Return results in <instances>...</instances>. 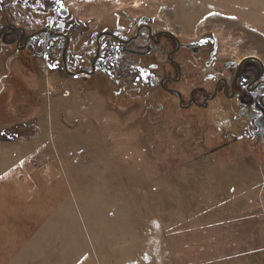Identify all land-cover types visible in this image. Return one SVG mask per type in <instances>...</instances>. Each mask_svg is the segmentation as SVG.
I'll use <instances>...</instances> for the list:
<instances>
[{"label":"rangeland","instance_id":"rangeland-1","mask_svg":"<svg viewBox=\"0 0 264 264\" xmlns=\"http://www.w3.org/2000/svg\"><path fill=\"white\" fill-rule=\"evenodd\" d=\"M62 1L88 30L145 16L184 41L213 35L220 60L264 63V0ZM6 56L0 186L27 191L3 207L22 250L3 227L0 264H264V153L233 139L241 129L148 87L71 79L41 60L7 68ZM45 166L56 170L39 192L32 172Z\"/></svg>","mask_w":264,"mask_h":264},{"label":"flooded vegetation","instance_id":"flooded-vegetation-1","mask_svg":"<svg viewBox=\"0 0 264 264\" xmlns=\"http://www.w3.org/2000/svg\"><path fill=\"white\" fill-rule=\"evenodd\" d=\"M0 52L7 68L20 58L41 60L71 79L102 76L118 89L168 94L180 110L208 112L216 123L223 116L222 127L241 129L234 140L264 153V63L256 56L220 60L213 35L184 41L129 14L88 30L62 0H0Z\"/></svg>","mask_w":264,"mask_h":264},{"label":"crops","instance_id":"crops-1","mask_svg":"<svg viewBox=\"0 0 264 264\" xmlns=\"http://www.w3.org/2000/svg\"><path fill=\"white\" fill-rule=\"evenodd\" d=\"M17 74V73H16ZM6 143L5 142H1L0 141V149L1 150H5V148H3L4 147V145H5ZM19 146V145H18ZM21 148H25L24 146H20ZM20 158L21 157H19V158H17L16 160L17 161H15L16 163H15V165L17 166V164H21V160H20ZM4 162V161H3ZM30 165H31V169H33V166H32V164L30 163ZM46 167V166H45ZM10 168L11 167H2L1 169H0V175H4L5 174V172H7V171H9L10 170ZM37 169V168H36ZM35 169V170H36ZM39 169V168H38ZM55 171L56 170V167H54L53 169L50 167V169L49 168H41V169H39V172H32V174H34V175H36V176H38L39 178H38V180L37 179H31V180H33L34 181V184H36V183H38V181H40V185H39V187H37L36 188V191L37 190H39V192H41L42 190H44L46 187V179H45V176L46 175H50V173L49 172H51V171ZM33 171V170H32ZM20 177H19V180H22L21 179V176H22V174H20L19 175ZM26 176V175H25ZM28 177H33V176H30V173H28L27 174V177H25V179L26 178H28ZM15 180L16 179H11V183L8 185V186H6V187H9V189L10 190H12V191H2V189H3V186L5 187V185L3 184V185H1L0 186V209H2L3 210V213H0V216L2 217V216H5V209L3 208V207H5V205H6V203H7V200L9 199V200H13L14 201V203H16V201H21L22 199H24L25 197H26V191H27V189L25 188V186L24 187H22L23 185H19V184H14L13 183V181L15 182ZM27 184V183H26ZM10 197H12V198H10ZM2 198V199H1ZM3 200V201H2ZM2 202H4V206H3V204H2ZM14 205V204H13ZM1 210V211H2ZM15 212V211H14ZM4 222H2L1 220H0V250H5V243L3 242V240H4V233H3V231L1 230L3 227H5V228H7L9 231H11V232H9V235H10V237H9V240L13 243V244H15V242H18V246L17 247H15V248H12V250H22V248H21V246H20V248H19V230H21L20 228L19 229H16V228H14V227H12V226H10L9 224H3ZM23 238H25V240L26 241H28L29 242V240L28 239H33L34 238V236L33 237H29V238H27V237H23Z\"/></svg>","mask_w":264,"mask_h":264},{"label":"water","instance_id":"water-1","mask_svg":"<svg viewBox=\"0 0 264 264\" xmlns=\"http://www.w3.org/2000/svg\"><path fill=\"white\" fill-rule=\"evenodd\" d=\"M247 60L255 61V62H258V63H260L262 65V62L258 58L252 57V58H249ZM72 77H78V75L72 76Z\"/></svg>","mask_w":264,"mask_h":264},{"label":"built area","instance_id":"built-area-1","mask_svg":"<svg viewBox=\"0 0 264 264\" xmlns=\"http://www.w3.org/2000/svg\"><path fill=\"white\" fill-rule=\"evenodd\" d=\"M75 160H76V161H78V158H76ZM36 162H37V161L35 160V162H34V163H36Z\"/></svg>","mask_w":264,"mask_h":264}]
</instances>
